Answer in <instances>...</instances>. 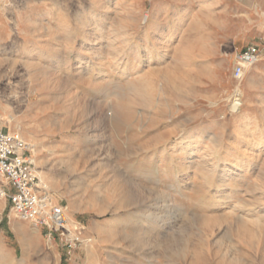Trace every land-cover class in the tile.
<instances>
[{
  "label": "rangeland",
  "instance_id": "obj_1",
  "mask_svg": "<svg viewBox=\"0 0 264 264\" xmlns=\"http://www.w3.org/2000/svg\"><path fill=\"white\" fill-rule=\"evenodd\" d=\"M254 4L0 0V129L28 144L78 237L69 218L35 231L0 197V264H200V252L207 264H264V228L252 240L223 234L237 216L264 227V75L255 63L232 74L239 54H258V16L241 12ZM91 14L96 31L83 24ZM97 50L92 77H75ZM125 182L140 205L117 204ZM144 189L162 194L151 226L138 216Z\"/></svg>",
  "mask_w": 264,
  "mask_h": 264
},
{
  "label": "built area",
  "instance_id": "obj_2",
  "mask_svg": "<svg viewBox=\"0 0 264 264\" xmlns=\"http://www.w3.org/2000/svg\"><path fill=\"white\" fill-rule=\"evenodd\" d=\"M258 60L253 46L237 57L233 77L239 79ZM239 103L238 101H236ZM240 105V104H239ZM0 197L7 198L17 218L35 226L63 228L66 214L41 184L28 144L17 133L0 129ZM71 239L77 240V236Z\"/></svg>",
  "mask_w": 264,
  "mask_h": 264
},
{
  "label": "bare ground",
  "instance_id": "obj_3",
  "mask_svg": "<svg viewBox=\"0 0 264 264\" xmlns=\"http://www.w3.org/2000/svg\"><path fill=\"white\" fill-rule=\"evenodd\" d=\"M30 16V15H29ZM37 18V17H36ZM29 19V17H28ZM35 18H32V20ZM84 19V18H83ZM144 19V18H143ZM86 26H91V29L93 31H96V29L99 27L97 25V18H95V15L91 14V16L89 18H85L84 23ZM89 30V29H88ZM100 32V31H99ZM103 32V31H102ZM87 33V32H86ZM85 34V33H84ZM95 35V34H94ZM168 34L165 35V37ZM58 36V35H57ZM87 37V36H86ZM90 37V36H89ZM95 37V36H94ZM61 38V37H60ZM97 38V37H96ZM99 38V37H98ZM168 37H166L167 39ZM59 39V38H58ZM99 40V39H98ZM87 43H84V45H89V44H94L95 40L93 41V39L86 41ZM76 43V42H75ZM99 43V42H98ZM160 44V43H159ZM155 45V44H154ZM55 46V45H54ZM101 46V45H100ZM36 47V46H35ZM57 47V46H56ZM107 47V46H106ZM92 48V45H90V47ZM105 48V47H104ZM36 52H38L39 54H42L43 52H46L44 50H42L40 47L37 46V48H35ZM31 51V50H30ZM141 51V50H140ZM49 52V51H48ZM28 54V53H27ZM31 54V53H30ZM139 55V54H138ZM137 55V56H138ZM100 56H101V50L100 51H95L94 53H92V55L90 57L88 56H83L82 58L78 59L77 62L74 63L73 65V75L75 77L79 76L82 74V71L85 69H89L91 68V73H89L86 78L90 79L92 77V74L94 70H96L97 66L100 64ZM103 56V55H102ZM54 57V56H53ZM39 58V57H38ZM44 58V57H43ZM103 58V57H102ZM101 58V59H102ZM31 59V58H30ZM42 59V58H41ZM54 59V58H53ZM115 62L116 63H120L118 60V57H114ZM63 60V59H62ZM55 61V60H54ZM61 62V61H60ZM43 63V62H42ZM122 63V62H121ZM29 64V63H28ZM45 65V64H44ZM47 66V65H46ZM31 67V66H30ZM50 67V66H49ZM98 69V68H97ZM101 71V70H100ZM88 73V72H87ZM82 76V75H81ZM66 82V81H65ZM66 84V83H65ZM236 100V99H235ZM240 102V101H239ZM239 107V103L235 102L233 104V109L237 110ZM128 109V108H127ZM147 112V111H146ZM129 113V112H128ZM153 112H150V114ZM130 114V113H129ZM127 115V114H126ZM163 116V115H162ZM161 116V117H162ZM128 118V117H127ZM142 120V119H141ZM133 123V122H132ZM142 123V122H141ZM140 124V123H139ZM144 126V125H143ZM141 129V128H140ZM248 130V129H247ZM247 137V136H246ZM180 142V141H179ZM181 143V142H180ZM188 146V145H187ZM241 150L244 151L245 149L243 147H241ZM259 145H255L253 146V149L250 150V153L252 156L256 155L257 150L259 149ZM146 151V150H145ZM148 151V150H147ZM196 166V165H195ZM238 166V165H237ZM192 168V167H191ZM184 174H186L185 171L182 170H177L175 171V178H180L182 177ZM174 175V174H173ZM222 178V177H221ZM236 178V177H235ZM224 184V183H222ZM125 186L126 188L124 189L123 193L121 195H119L117 204L119 206H131L134 204L138 203V199L137 197H135V191L133 190V187L131 186L130 183L125 182ZM219 188V186H218ZM146 190L148 196L143 200L142 205L140 206L144 213L141 215H138L140 220H141V224L144 226H151L155 223H157L159 220L162 219V212L164 211L163 209H159L158 207H153L154 204L159 203V201H161L162 199V194H159L158 192H156L154 189H144ZM118 196V195H117ZM229 198V188L227 186V188L225 189V195L223 198V202L224 204L227 203V199ZM138 205H140L138 203ZM157 206V205H156ZM243 206V204H242ZM240 206L236 207L237 209ZM168 209V208H167ZM131 211V210H130ZM168 212V211H167ZM134 214V213H133ZM137 216V215H136ZM131 217V216H130ZM228 217V216H227ZM69 218V217H66ZM235 218V217H234ZM119 221V220H117ZM72 222V219L69 218V223ZM230 222V221H229ZM246 222L250 223L249 225L245 224ZM203 223H206L205 221H203ZM69 225V226H68ZM67 228L70 231L69 235H72V231L70 230V226H73L72 223L68 224ZM105 226V225H104ZM229 226V225H228ZM34 230L38 231V227L34 226ZM97 233H103L106 229L103 226H98L95 225L94 227H92ZM263 225L260 222L259 218H255L253 219V221H243L239 216H237L236 219V225L234 224V227H228L226 230L223 231L224 236H226V241L228 243L231 242V237H228V234L230 231H234L236 233V236L238 239H246V240H252L255 239V237H257V235L262 232L261 230H263ZM22 230L26 231V229H24V227H22ZM33 230V231H34ZM93 230V231H94ZM29 233V231H28ZM231 234V232H230ZM262 236V235H261ZM263 237H264V232H263ZM185 243L184 239L180 240V246H178L177 250H179V252L181 251V249L183 250V244ZM179 244V243H178ZM229 254V253H228ZM0 256H1V249H0ZM222 256H224V254H222ZM195 259L200 263V264H207L206 262V253L205 252H200L198 254L195 255ZM222 258V257H221ZM225 262V261H224ZM226 263V262H225Z\"/></svg>",
  "mask_w": 264,
  "mask_h": 264
},
{
  "label": "crops",
  "instance_id": "obj_4",
  "mask_svg": "<svg viewBox=\"0 0 264 264\" xmlns=\"http://www.w3.org/2000/svg\"><path fill=\"white\" fill-rule=\"evenodd\" d=\"M241 12L254 13L258 16L257 24H255L256 33L254 35V43L258 45V61L253 66V74L259 78L264 75V0H255L254 7L251 10H241Z\"/></svg>",
  "mask_w": 264,
  "mask_h": 264
}]
</instances>
